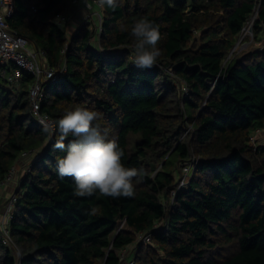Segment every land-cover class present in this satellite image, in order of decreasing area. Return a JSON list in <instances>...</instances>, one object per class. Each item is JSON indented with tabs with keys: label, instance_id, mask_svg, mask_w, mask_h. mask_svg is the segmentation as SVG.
Segmentation results:
<instances>
[{
	"label": "trees",
	"instance_id": "16d2710c",
	"mask_svg": "<svg viewBox=\"0 0 264 264\" xmlns=\"http://www.w3.org/2000/svg\"><path fill=\"white\" fill-rule=\"evenodd\" d=\"M14 2L11 30L66 71L42 103L53 135L32 112L33 76L23 72L19 85L0 76V209L2 183L31 155L13 190L11 242L0 229V264H264V145H252L264 132V49L233 52L254 18L264 46V0H116L103 7L102 32L89 21L73 35L53 22L73 0ZM141 18L161 33L149 69L133 62ZM77 107L100 114L94 124L139 170L133 197H80L72 177H59L58 121ZM193 157V178L173 201ZM140 233L152 243H138Z\"/></svg>",
	"mask_w": 264,
	"mask_h": 264
},
{
	"label": "clouds",
	"instance_id": "9594fccd",
	"mask_svg": "<svg viewBox=\"0 0 264 264\" xmlns=\"http://www.w3.org/2000/svg\"><path fill=\"white\" fill-rule=\"evenodd\" d=\"M97 3L101 8L117 6L116 0H97ZM85 7L91 8V5L85 4ZM61 22L60 17L54 19L58 26ZM131 35L134 37L135 65L144 69L153 67L161 55L157 47L161 40L158 27L141 18L132 26ZM99 118L98 112L77 107L66 111L59 119L60 135L53 148L66 150V155L58 159L57 173L61 178L74 179L75 195L80 197L92 196L96 192L112 198L133 197V178L139 175V170L122 163L123 149L115 139H108L106 130L102 132L99 125L94 124ZM44 131L49 132V126L46 125ZM69 135L74 139L66 145L64 141ZM92 211L94 213L95 210Z\"/></svg>",
	"mask_w": 264,
	"mask_h": 264
},
{
	"label": "built area",
	"instance_id": "2783aa9c",
	"mask_svg": "<svg viewBox=\"0 0 264 264\" xmlns=\"http://www.w3.org/2000/svg\"><path fill=\"white\" fill-rule=\"evenodd\" d=\"M83 2L91 5V8H87L88 11H98H94L92 16H96L99 20V33L102 32L103 8L99 7L97 0H73V7L81 6ZM14 11V0H0V76L12 85H19L23 72H27L33 76L34 82L29 90L32 112L41 126L44 128L46 125L49 126V131L53 135L56 130V124L49 115L41 113V108L46 84L50 81L59 79V77L65 73L66 65L63 63L58 70L53 69L49 65L47 54L43 49L33 44L29 39L11 30L8 20L12 17ZM57 17L62 18L63 22H61L59 26L56 23L54 24L60 29L67 30L66 26L70 23L72 19L71 16L60 13L55 18ZM87 23H89V21L85 22V24ZM65 51H63V53H65ZM179 89L183 98L189 96L190 89L186 84H180ZM25 156H28V154H25L24 157ZM197 164V159L194 157L188 162L181 164L179 184L177 189L172 193L173 201L175 196L189 185ZM27 169H29V166H27ZM15 174L16 168L10 172L6 180L2 183L3 189L14 182ZM16 201V196L12 193L5 204V218L0 221V229L9 242H11V238L9 236L8 223L12 218V212ZM137 242L150 244L152 243L151 235L140 233L137 236ZM121 259H129L128 250L125 249L122 251ZM130 264H134V261H131Z\"/></svg>",
	"mask_w": 264,
	"mask_h": 264
},
{
	"label": "rangeland",
	"instance_id": "374dc122",
	"mask_svg": "<svg viewBox=\"0 0 264 264\" xmlns=\"http://www.w3.org/2000/svg\"><path fill=\"white\" fill-rule=\"evenodd\" d=\"M86 2H83L81 4V6L78 7H73L72 11H70V13L68 12L67 14L71 16V21L70 23L66 26L67 32L69 35H73V33H75L80 27H82L86 21H90L95 23L97 29H99V20L97 19V17L92 16V14L95 12H98L96 10L94 11H88L87 8L85 7ZM82 11H83V15H82ZM254 19L251 20V22L247 25V27L244 29V31L242 32L239 41L237 43V47H235V51L237 52H243V51H257V50H261L264 49L262 43H256L255 39L253 37V23H254ZM74 25H78V27H74ZM182 84V83H181ZM177 86L180 87V83L177 82ZM252 142H254L252 145H254L255 147L264 145V132H259L257 133L253 138H252ZM27 162V166L29 165L28 161ZM21 164V163H20ZM19 164V165H20ZM22 165L17 167L16 170V174H15V179L14 182L10 183L6 188H5V193L4 191L1 194V203H4L5 201L7 202V200L10 198V194H12V189H16V183L18 181H20L22 178L25 177L26 175V170H27V166H25L22 169ZM5 202V203H6ZM5 205H3L0 209V221L3 220L5 218Z\"/></svg>",
	"mask_w": 264,
	"mask_h": 264
},
{
	"label": "crops",
	"instance_id": "0c3cea01",
	"mask_svg": "<svg viewBox=\"0 0 264 264\" xmlns=\"http://www.w3.org/2000/svg\"><path fill=\"white\" fill-rule=\"evenodd\" d=\"M73 9V8H72ZM72 9H71V11H72ZM30 160H31V155H28V156H25V157H23V159H21V162H19L18 163V165H17V167L18 166H20L21 164H23L22 165V169L25 167V166H27L26 164H27V162L26 161H28V163H30ZM21 163V164H20ZM20 164V165H19ZM17 167H16V170H17ZM4 193H5V191H4ZM12 193H13V191H12ZM11 195V194H10ZM6 202V201H5ZM4 202V203H5ZM3 203V204H4Z\"/></svg>",
	"mask_w": 264,
	"mask_h": 264
},
{
	"label": "water",
	"instance_id": "95a60500",
	"mask_svg": "<svg viewBox=\"0 0 264 264\" xmlns=\"http://www.w3.org/2000/svg\"><path fill=\"white\" fill-rule=\"evenodd\" d=\"M236 47H237V46H236ZM234 50H235V49H234ZM233 52H234V51H233ZM233 52H232V53H233Z\"/></svg>",
	"mask_w": 264,
	"mask_h": 264
}]
</instances>
